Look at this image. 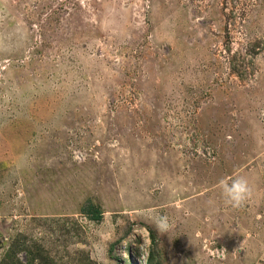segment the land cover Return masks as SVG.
<instances>
[{"label":"rangeland","instance_id":"rangeland-1","mask_svg":"<svg viewBox=\"0 0 264 264\" xmlns=\"http://www.w3.org/2000/svg\"><path fill=\"white\" fill-rule=\"evenodd\" d=\"M18 262L264 264V0H0V264Z\"/></svg>","mask_w":264,"mask_h":264},{"label":"clouds","instance_id":"clouds-1","mask_svg":"<svg viewBox=\"0 0 264 264\" xmlns=\"http://www.w3.org/2000/svg\"><path fill=\"white\" fill-rule=\"evenodd\" d=\"M217 183L224 202L229 206L240 207L251 195L249 181L243 176L221 177Z\"/></svg>","mask_w":264,"mask_h":264},{"label":"trees","instance_id":"trees-1","mask_svg":"<svg viewBox=\"0 0 264 264\" xmlns=\"http://www.w3.org/2000/svg\"><path fill=\"white\" fill-rule=\"evenodd\" d=\"M86 215H88L89 217H91L92 219L98 221L102 218V214L100 212V210L92 205H89V207L85 210L84 212ZM18 264H22L21 262H18Z\"/></svg>","mask_w":264,"mask_h":264},{"label":"built area","instance_id":"built-area-1","mask_svg":"<svg viewBox=\"0 0 264 264\" xmlns=\"http://www.w3.org/2000/svg\"><path fill=\"white\" fill-rule=\"evenodd\" d=\"M220 253V252H219ZM223 253H224V251H223ZM220 255L222 256L223 254L222 253H220Z\"/></svg>","mask_w":264,"mask_h":264}]
</instances>
